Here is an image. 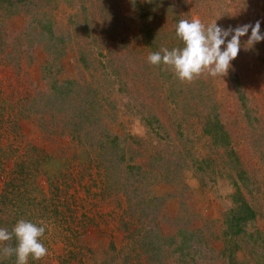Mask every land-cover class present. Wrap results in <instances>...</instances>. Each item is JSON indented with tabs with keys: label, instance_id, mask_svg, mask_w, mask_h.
I'll return each mask as SVG.
<instances>
[{
	"label": "rangeland",
	"instance_id": "1",
	"mask_svg": "<svg viewBox=\"0 0 264 264\" xmlns=\"http://www.w3.org/2000/svg\"><path fill=\"white\" fill-rule=\"evenodd\" d=\"M193 17L224 29L259 21L264 35V0H28L19 10L0 0V195L19 170L24 178L9 188L4 220L46 226L48 254L28 264H147L140 222L99 150L84 136L82 144L61 114L34 112L53 79L97 89L103 123L120 135L130 163L149 171L154 161L171 162L168 176L151 175L143 189L159 196L153 206L164 234H193L197 264H226L223 221L238 187L257 212L244 247L260 237L264 260V41L245 50L249 29L226 76L181 82L147 57L183 47L176 25ZM209 118L223 125L228 145L206 132ZM168 260L175 264L174 255Z\"/></svg>",
	"mask_w": 264,
	"mask_h": 264
},
{
	"label": "trees",
	"instance_id": "2",
	"mask_svg": "<svg viewBox=\"0 0 264 264\" xmlns=\"http://www.w3.org/2000/svg\"><path fill=\"white\" fill-rule=\"evenodd\" d=\"M2 2L11 10H19L20 7H24L25 3H28V0H2ZM37 22L43 29L42 33L45 36H49L50 39L55 38L57 33L51 23H45L41 19ZM50 39L48 38L45 44ZM51 83L52 91L45 96L46 99L45 97L39 98L40 104L34 112L43 114L46 111H51L61 114L62 117L71 121L74 132L81 134L80 142L82 144H84L82 141V136H84L88 141L90 140L91 145L99 150V164L105 165V169L112 172V177L117 180L115 182L117 190L124 189L123 192L127 196L129 210L135 216V219L138 218L140 222L144 235L140 240H137V243L140 245L142 253L146 255L147 264H172L168 260L169 256L172 255L175 256V264H197L196 258L190 252V242L193 240V234L183 230H178L174 235L164 234L157 222V210L153 206L159 196L153 194L152 189H143V181L151 175L157 176L161 173V175L168 176L167 171L169 170L170 174L172 169L171 162L166 161L163 164L162 161H154L149 171L139 164L130 163L134 157H128L129 153L120 142V135L109 130L103 123L107 115L104 112L101 99L97 96V89L89 84L83 86L73 79L62 82L53 79ZM43 100H46L44 104ZM97 113L101 115L98 116ZM85 129L88 130L85 132ZM205 130L211 135L216 145L226 146L229 144L228 133L220 122L209 118ZM124 163L126 164L123 166ZM194 163L202 167L204 162L195 158ZM162 170H165L164 174H162ZM21 175L22 171L19 170L15 176L6 181L0 195L2 201L0 205V227L7 228L9 231H11L13 225L4 220V216L7 215L8 211L5 202L8 201L11 194L9 188L11 190L17 188V181L24 180V178H20ZM231 200L232 206L225 214L223 221L224 246L221 255L226 264H245L251 258H255L260 262V259L263 260V254L256 250V242L259 241L258 238L260 237H254V234H252L248 237L252 240L253 245L250 246L248 243V246L244 247L243 244L244 236L248 233L246 227L250 221L256 219L257 212L245 199L239 187L231 194ZM8 243L15 246L16 241L13 240ZM15 261L16 257L12 256L1 259L0 264H15Z\"/></svg>",
	"mask_w": 264,
	"mask_h": 264
},
{
	"label": "clouds",
	"instance_id": "3",
	"mask_svg": "<svg viewBox=\"0 0 264 264\" xmlns=\"http://www.w3.org/2000/svg\"><path fill=\"white\" fill-rule=\"evenodd\" d=\"M249 29L251 35L243 45L245 50L264 41L259 21L254 26L245 24L224 29L216 22L205 25L196 17L181 19L175 30L183 47L171 50L162 48L150 53L147 61L154 66H168L181 82H191L205 73L212 77H224L241 50V37L246 36ZM45 231L46 226L42 222L37 224L24 219H20L11 231L0 227V259L15 256V264H28L29 257L43 259L48 254L47 247L41 242ZM13 240L16 241L15 246L8 243Z\"/></svg>",
	"mask_w": 264,
	"mask_h": 264
}]
</instances>
